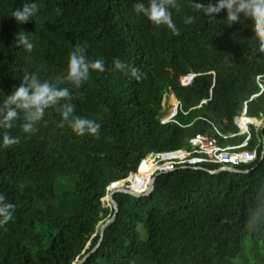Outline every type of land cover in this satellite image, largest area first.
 <instances>
[{
  "label": "trees",
  "instance_id": "obj_1",
  "mask_svg": "<svg viewBox=\"0 0 264 264\" xmlns=\"http://www.w3.org/2000/svg\"><path fill=\"white\" fill-rule=\"evenodd\" d=\"M138 2L148 0H0V103L25 74L54 83L77 45L86 44L88 59L106 66L79 89L60 85L73 93L74 115L101 125L98 136L58 127L54 109L30 138L22 121L9 130L20 143L0 147V193L15 205L13 219L0 226V264H73L112 215L104 206L110 183L118 181L108 193L114 185L141 191L151 151L188 147L189 137L213 133L212 125L235 131L244 102L248 116L264 112V91L250 100L260 91L256 77L264 85V53L250 19L228 26L226 10L212 19L195 10L194 0H178L181 11L171 10L176 36L137 15ZM25 3L39 11L18 23L11 14ZM189 15L195 22L185 24ZM19 32L33 42L31 52L16 45ZM117 58L123 70H111ZM188 74L194 78L185 84ZM177 101L187 113L175 118L185 127L158 118ZM219 167L193 160L160 175L150 196L115 194L117 217L83 264H236L246 238L264 244V216L250 222L264 207V158L238 166L240 173L208 172ZM127 178H138L139 188L120 181ZM63 180L69 184L59 192Z\"/></svg>",
  "mask_w": 264,
  "mask_h": 264
},
{
  "label": "clouds",
  "instance_id": "obj_2",
  "mask_svg": "<svg viewBox=\"0 0 264 264\" xmlns=\"http://www.w3.org/2000/svg\"><path fill=\"white\" fill-rule=\"evenodd\" d=\"M195 10L203 16L216 19V14L226 10L227 15L224 24L231 26L236 22L244 24L248 19L252 21L253 37L258 42V50L264 53V0H217L212 4L197 3L194 0ZM137 15L146 17L155 26H166L173 35L179 36L180 29L173 20L172 9L181 11L178 0H148L147 4L138 2L133 6ZM39 11L36 3H25L11 14L18 23L28 22ZM195 22L194 16H186L185 24ZM16 45L31 52L34 44L26 32H19L15 38ZM87 45H77L68 56L65 74L56 81H41L36 74H25L22 82L15 87L11 94L0 103V129L3 131L0 147L7 149L20 143L19 137L11 135L10 131L15 127L16 121H22L20 128L23 133L31 137L38 131V124L43 119L46 110L54 109L61 116L58 127L68 126L77 135L85 134L98 136L101 125L92 119L74 115L75 105L71 102L74 98L70 85L79 89L86 82L92 72H105L106 66L103 59L89 60L87 57ZM125 65L117 58L114 60L111 70H123ZM135 71V70H134ZM15 205L6 200V196L0 193V226L6 225L13 219ZM264 216V207H258L251 216L250 222L258 221Z\"/></svg>",
  "mask_w": 264,
  "mask_h": 264
},
{
  "label": "built area",
  "instance_id": "obj_3",
  "mask_svg": "<svg viewBox=\"0 0 264 264\" xmlns=\"http://www.w3.org/2000/svg\"><path fill=\"white\" fill-rule=\"evenodd\" d=\"M193 78V74H188V76L184 78V83H190ZM259 79L260 77H256L260 91L251 96L250 100L256 98L264 91V85L261 84ZM207 101L208 99L202 100L199 107ZM246 103L247 102L243 103L241 113L234 118V124L237 127L235 131L223 132L212 125L213 133L196 132L193 136L189 137L187 139L188 147H180L171 152L151 151L148 154V156L151 155L152 158V168L150 171L151 179L158 174L163 175L173 172L175 169L193 160H201L208 163L220 164L221 166L225 165L237 168L240 165L253 163L260 159L261 152H263L264 140L263 136L259 135V132L261 129H264V112H260L257 117L248 116L246 113ZM173 104L174 108L171 115L166 118H160V122H174L185 127L186 125L181 124L175 117L178 113L186 114L187 112L183 110L180 102L177 101ZM252 119H256L257 122L252 121ZM236 137H240L239 142H228ZM143 161L144 159L141 162V168ZM128 179L131 180L132 178L120 181ZM128 187H130L129 183Z\"/></svg>",
  "mask_w": 264,
  "mask_h": 264
},
{
  "label": "water",
  "instance_id": "obj_4",
  "mask_svg": "<svg viewBox=\"0 0 264 264\" xmlns=\"http://www.w3.org/2000/svg\"><path fill=\"white\" fill-rule=\"evenodd\" d=\"M260 132H261V135H263L264 129H261ZM263 140H264V135H263ZM263 158H264V141H263V152H261L260 160ZM197 168H202V167L198 166ZM223 171H228V172H232V173H240L241 172L240 169H238L236 167L225 166V165H222L221 167H219L217 169H213V171H208V172L211 174H216V173H220ZM159 176H160V174L153 176V178L151 179V181L149 183L148 190L145 192L136 191V190L131 189V188H118V189H111L108 193V189L111 186V185H108L107 195L105 198H107V196H108L109 208L112 210V215L99 224L100 227H99V240H98V242L89 251H87V252L85 251L83 255L78 256L77 259L73 262V264H83L93 253L98 251V249L100 248L101 243H102L103 238H104V235H105L106 229L108 228V226L110 224H112L115 221L117 214H118V211H119L118 205L115 202L113 196L117 193L128 194V195H131V196L136 197V198H142V197L150 196L152 194V192L154 191L155 182ZM96 235H97V233L94 236H96ZM90 244L91 243L89 242L86 249H88L90 247Z\"/></svg>",
  "mask_w": 264,
  "mask_h": 264
},
{
  "label": "rangeland",
  "instance_id": "obj_5",
  "mask_svg": "<svg viewBox=\"0 0 264 264\" xmlns=\"http://www.w3.org/2000/svg\"><path fill=\"white\" fill-rule=\"evenodd\" d=\"M142 174V171H140V175ZM139 175V177H140ZM138 177V178H139ZM131 179L129 182V185L135 187L134 182L137 183L139 179ZM151 181V175L150 172L148 173V178L146 180L145 187L141 190V192H145L148 190L149 183ZM69 184L67 181H60L58 186V191L61 192L64 190L65 185ZM136 188H139L138 186ZM105 207L109 208V202L108 199L104 203ZM100 227V226H99ZM244 254L243 257L240 258L238 261H236V264H261L264 263V244L259 241H254L251 238H246L244 240ZM258 254V259H255V255Z\"/></svg>",
  "mask_w": 264,
  "mask_h": 264
},
{
  "label": "crops",
  "instance_id": "obj_6",
  "mask_svg": "<svg viewBox=\"0 0 264 264\" xmlns=\"http://www.w3.org/2000/svg\"><path fill=\"white\" fill-rule=\"evenodd\" d=\"M173 108H174V104L171 103L167 108L162 110L161 114L158 116L159 120H160V118L169 117L173 111ZM239 141H240V137H236V138L229 140L228 142H234L235 143V142H239Z\"/></svg>",
  "mask_w": 264,
  "mask_h": 264
},
{
  "label": "bare ground",
  "instance_id": "obj_7",
  "mask_svg": "<svg viewBox=\"0 0 264 264\" xmlns=\"http://www.w3.org/2000/svg\"><path fill=\"white\" fill-rule=\"evenodd\" d=\"M116 184H117V183H116ZM134 185H136V184H134ZM131 186H132V185H131ZM136 187H137V185H136L135 187L132 186V188H136ZM120 188H125V187H120ZM113 189H118V187L115 188V185H114Z\"/></svg>",
  "mask_w": 264,
  "mask_h": 264
}]
</instances>
